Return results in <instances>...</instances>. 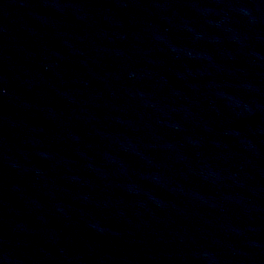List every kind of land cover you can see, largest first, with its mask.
I'll return each instance as SVG.
<instances>
[{
  "label": "water",
  "instance_id": "1",
  "mask_svg": "<svg viewBox=\"0 0 264 264\" xmlns=\"http://www.w3.org/2000/svg\"><path fill=\"white\" fill-rule=\"evenodd\" d=\"M0 264H264V0H0Z\"/></svg>",
  "mask_w": 264,
  "mask_h": 264
}]
</instances>
